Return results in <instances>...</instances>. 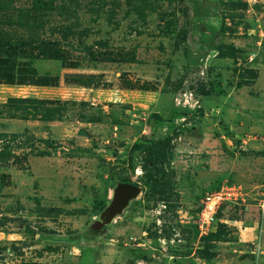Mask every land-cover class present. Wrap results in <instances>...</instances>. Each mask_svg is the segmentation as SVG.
Here are the masks:
<instances>
[{"label": "rangeland", "instance_id": "374dc122", "mask_svg": "<svg viewBox=\"0 0 264 264\" xmlns=\"http://www.w3.org/2000/svg\"><path fill=\"white\" fill-rule=\"evenodd\" d=\"M0 44V264H264L235 222L264 202V0H0Z\"/></svg>", "mask_w": 264, "mask_h": 264}, {"label": "built area", "instance_id": "2783aa9c", "mask_svg": "<svg viewBox=\"0 0 264 264\" xmlns=\"http://www.w3.org/2000/svg\"><path fill=\"white\" fill-rule=\"evenodd\" d=\"M238 193L235 191V187L225 185L216 191L206 192L202 199V206L199 212V220L197 223L198 231L200 235H207L215 230L217 224V214L220 207L226 203L238 199ZM264 245H255L252 248L254 254L264 252Z\"/></svg>", "mask_w": 264, "mask_h": 264}, {"label": "crops", "instance_id": "0c3cea01", "mask_svg": "<svg viewBox=\"0 0 264 264\" xmlns=\"http://www.w3.org/2000/svg\"><path fill=\"white\" fill-rule=\"evenodd\" d=\"M202 96V95H201ZM197 99L195 101H199L200 100V96H194ZM203 97V96H202ZM227 98V97H226ZM208 99V98H207ZM217 99V98H216ZM214 100L211 101L213 104L214 102H217L218 104L216 105L217 110L219 111V113L221 114V116H224L227 114L228 111H231V108L228 107V103L229 101H236V99H231L228 101V99H226L227 101L222 100L221 98L218 100ZM211 100V99H210ZM255 103L257 104L258 102L255 101ZM219 105V106H218ZM243 114H239V115H234L232 118H237L238 120L243 119ZM225 117V116H224ZM245 121H247L246 117L244 118ZM245 126V125H244ZM237 128H243V126H240ZM244 142L246 141L245 139L243 140ZM244 147V145H243ZM249 210L253 209L255 210V212H253V216L250 218L251 220H247L246 218L248 217L247 215L251 216V213H249L248 211L246 212V218L242 219V220H236L235 222H237L238 224V228H239V236H240V241H254L256 240L257 236H260V239L262 240V242L264 243V202L261 204H257L255 207L251 206L248 208ZM244 228H243V227ZM245 262L252 263L253 260H244Z\"/></svg>", "mask_w": 264, "mask_h": 264}, {"label": "trees", "instance_id": "16d2710c", "mask_svg": "<svg viewBox=\"0 0 264 264\" xmlns=\"http://www.w3.org/2000/svg\"><path fill=\"white\" fill-rule=\"evenodd\" d=\"M34 8H38L36 5L33 6ZM22 49H25V46H22ZM12 52L11 53V58L10 57H7V56H2V54H0V81H6V82H13L14 81V69H15V60L13 56H15V54L17 53V47H11V46H8V45H5V44H0V53L1 52ZM48 58H51V59H59L60 57H58L57 55H55L54 53H51ZM13 74V75H12ZM18 83L20 84H38L39 82H35L33 80H28L26 78H21L19 80H17ZM41 84H46V83H41ZM203 94H207V92H203ZM42 100V99H41ZM40 99H35V98H27V97H23V98H16V97H13L11 98V101L12 102H24V103H27V102H43L41 101ZM45 102V101H44ZM51 103V102H49ZM36 118V117H35ZM150 143L148 145H145V147H153L154 145H156L158 143V141H149ZM153 151H148L149 152V155L153 154ZM113 155L116 154L115 151L112 152ZM152 161V156H151V159H147V163L151 162ZM153 162V161H152ZM153 170H159L156 166V164L153 162ZM147 169V166L146 168ZM130 184H133V183H130ZM135 185V184H134ZM213 232V231H212ZM210 234V233H209ZM217 233H214L213 236H216Z\"/></svg>", "mask_w": 264, "mask_h": 264}, {"label": "water", "instance_id": "95a60500", "mask_svg": "<svg viewBox=\"0 0 264 264\" xmlns=\"http://www.w3.org/2000/svg\"><path fill=\"white\" fill-rule=\"evenodd\" d=\"M141 192L138 185L130 183H119L114 192L113 199L110 205L103 211L99 225L111 222L118 214H120L131 202V199L136 197Z\"/></svg>", "mask_w": 264, "mask_h": 264}]
</instances>
